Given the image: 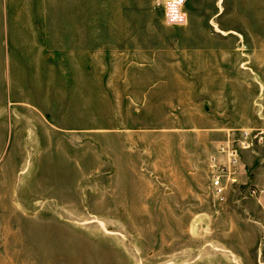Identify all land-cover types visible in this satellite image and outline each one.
<instances>
[{"label":"rangeland","instance_id":"374dc122","mask_svg":"<svg viewBox=\"0 0 264 264\" xmlns=\"http://www.w3.org/2000/svg\"><path fill=\"white\" fill-rule=\"evenodd\" d=\"M187 12L0 0V264H264V0Z\"/></svg>","mask_w":264,"mask_h":264},{"label":"built area","instance_id":"2783aa9c","mask_svg":"<svg viewBox=\"0 0 264 264\" xmlns=\"http://www.w3.org/2000/svg\"><path fill=\"white\" fill-rule=\"evenodd\" d=\"M154 3V0H153ZM187 4L188 0H185V3L183 5V12L187 13ZM171 5L168 6V21L167 24L165 23V7L163 4H161L159 9H161L164 17V23L165 25H171L168 27H183L187 24L188 21V14L187 17H183L179 13H174L171 11ZM177 16V20L173 23L171 20L172 16ZM235 144V145H234ZM257 149L264 150V128H256V129H251V130H244L240 133V138L239 139H233L232 142L229 140L227 142L226 147L222 146V151L225 153L229 154L231 158L230 162V167H226L225 165H220L218 168V171L214 174L213 176V188L215 191L216 196L219 198L220 201L225 200V192L227 190V185L229 182H232V184L237 183V179L234 177V168H235V163H236V158L235 155L239 151H251L255 152ZM264 162V158H263ZM226 181V184H224ZM249 193L251 196H257L258 195V190L250 188Z\"/></svg>","mask_w":264,"mask_h":264},{"label":"crops","instance_id":"0c3cea01","mask_svg":"<svg viewBox=\"0 0 264 264\" xmlns=\"http://www.w3.org/2000/svg\"><path fill=\"white\" fill-rule=\"evenodd\" d=\"M192 24L193 25V23H194V21L193 20H191L190 19V16H188V21H187V25H189V24ZM186 25V26H187ZM234 53H236V51L234 52ZM253 58L254 57H252L251 58V60H253ZM263 60V58H261V61ZM257 128V127H256ZM256 128H254V129H256ZM259 128V127H258ZM260 128H264V126L263 127H260ZM252 129V128H251ZM250 128L249 129H244V130H251ZM223 146V145H222ZM225 147H226V144L224 145ZM221 152H223L222 154H225V155H227V162H229L228 163V168L230 167V162H231V158H230V156H229V154H227V153H225L224 151H222V148H221ZM245 152H249V153H252V154H257V152L255 151V152H251V151H239L236 155H235V158H236V163H235V168H234V177L237 179V183L235 184L236 186H241V183H245L246 184V182L248 183V181H251L252 179H251V177L250 176H248V173H247V171L246 170H244L243 169V167H242V165L241 164H243L242 163V156L244 155V153ZM263 161V160H262ZM263 164H264V162H263ZM226 166V165H225ZM244 170V171H243ZM244 173H246V177L244 176V178H243V174Z\"/></svg>","mask_w":264,"mask_h":264},{"label":"clouds","instance_id":"9594fccd","mask_svg":"<svg viewBox=\"0 0 264 264\" xmlns=\"http://www.w3.org/2000/svg\"><path fill=\"white\" fill-rule=\"evenodd\" d=\"M185 3V0H154V6L159 7L161 4L165 7V23L167 24L168 21V6L171 5V11L174 13H179L183 17H187V13L183 12V5ZM172 22L174 23L177 20V16H172L171 17ZM171 26V25H168Z\"/></svg>","mask_w":264,"mask_h":264},{"label":"bare ground","instance_id":"6f19581e","mask_svg":"<svg viewBox=\"0 0 264 264\" xmlns=\"http://www.w3.org/2000/svg\"><path fill=\"white\" fill-rule=\"evenodd\" d=\"M188 16H189V13L187 12Z\"/></svg>","mask_w":264,"mask_h":264}]
</instances>
